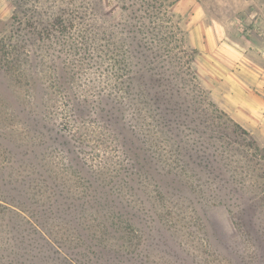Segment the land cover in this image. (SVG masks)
<instances>
[{"label": "rangeland", "instance_id": "374dc122", "mask_svg": "<svg viewBox=\"0 0 264 264\" xmlns=\"http://www.w3.org/2000/svg\"><path fill=\"white\" fill-rule=\"evenodd\" d=\"M198 21L264 58V0H0V264H264V145Z\"/></svg>", "mask_w": 264, "mask_h": 264}, {"label": "crops", "instance_id": "0c3cea01", "mask_svg": "<svg viewBox=\"0 0 264 264\" xmlns=\"http://www.w3.org/2000/svg\"><path fill=\"white\" fill-rule=\"evenodd\" d=\"M207 26L198 21L192 26L196 33L191 27L188 31L201 81L210 87L216 107L264 145V58L244 46L258 42Z\"/></svg>", "mask_w": 264, "mask_h": 264}, {"label": "trees", "instance_id": "16d2710c", "mask_svg": "<svg viewBox=\"0 0 264 264\" xmlns=\"http://www.w3.org/2000/svg\"><path fill=\"white\" fill-rule=\"evenodd\" d=\"M238 130H240L242 133H246L245 130H242V128L238 127L236 124L234 125Z\"/></svg>", "mask_w": 264, "mask_h": 264}]
</instances>
